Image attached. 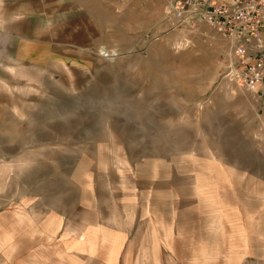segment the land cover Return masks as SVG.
<instances>
[{"label": "rangeland", "instance_id": "rangeland-1", "mask_svg": "<svg viewBox=\"0 0 264 264\" xmlns=\"http://www.w3.org/2000/svg\"><path fill=\"white\" fill-rule=\"evenodd\" d=\"M103 2L101 63L0 85V264H264V83L168 0Z\"/></svg>", "mask_w": 264, "mask_h": 264}, {"label": "crops", "instance_id": "crops-1", "mask_svg": "<svg viewBox=\"0 0 264 264\" xmlns=\"http://www.w3.org/2000/svg\"><path fill=\"white\" fill-rule=\"evenodd\" d=\"M103 5V0H0V85L7 97L9 93L18 97L17 89L23 81L28 82L21 76L33 75L37 80L40 74L53 85L58 71L84 69L87 62L101 63ZM115 22L109 32L116 38ZM13 111L12 117L20 115ZM98 231L97 226L89 228L79 247L86 246L87 235L95 242Z\"/></svg>", "mask_w": 264, "mask_h": 264}, {"label": "built area", "instance_id": "built-area-1", "mask_svg": "<svg viewBox=\"0 0 264 264\" xmlns=\"http://www.w3.org/2000/svg\"><path fill=\"white\" fill-rule=\"evenodd\" d=\"M167 20L177 27L205 25L241 58L238 70L246 86L264 83V0H168ZM237 68V67H236Z\"/></svg>", "mask_w": 264, "mask_h": 264}]
</instances>
